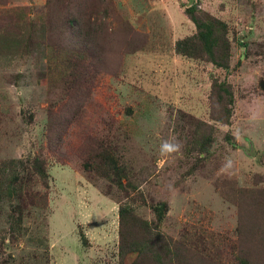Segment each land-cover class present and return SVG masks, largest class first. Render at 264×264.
Returning <instances> with one entry per match:
<instances>
[{
    "label": "rangeland",
    "instance_id": "rangeland-1",
    "mask_svg": "<svg viewBox=\"0 0 264 264\" xmlns=\"http://www.w3.org/2000/svg\"><path fill=\"white\" fill-rule=\"evenodd\" d=\"M61 1L69 8L88 6L89 22L104 23L103 30L94 25L85 37L92 55L73 100L64 95V65H46L23 45L19 54L0 47V182L7 185L12 172L23 168L17 161L25 163L41 150L49 175L48 209L26 212L16 242L7 234L15 200L0 201V262L120 264L117 203L128 192L136 195V213L148 221L154 219L152 206L166 205L160 227L165 237L234 263L238 213L221 193L231 184L264 189V0H191L190 6V0H76L71 6ZM193 5L197 13L227 24L228 71L175 53V43L195 33L185 14ZM54 9L48 0H0V26L20 13L44 33L41 27L47 16L55 18ZM69 34L56 32L54 39L70 48L75 42L67 40ZM105 40L113 45L101 50L97 44ZM130 42L144 46L125 55ZM215 81L232 86L229 122L211 120ZM48 114L72 121L55 148L45 141ZM196 122L211 129L202 156L189 146L195 135L208 134L197 133L202 125ZM86 136L118 139L125 192L105 179L88 182L78 172ZM171 138L182 143L181 152L162 154L161 144ZM251 149L253 157L245 153ZM262 248L253 263L264 262Z\"/></svg>",
    "mask_w": 264,
    "mask_h": 264
},
{
    "label": "trees",
    "instance_id": "trees-1",
    "mask_svg": "<svg viewBox=\"0 0 264 264\" xmlns=\"http://www.w3.org/2000/svg\"><path fill=\"white\" fill-rule=\"evenodd\" d=\"M64 1L70 6L76 3V0ZM48 6L55 7L56 16L55 18L47 16V23L45 22L41 27L44 33H37L36 26L29 22V19L26 20L22 14L16 13L10 16V25L0 26V30L9 28L0 31V47L7 53L14 52L13 54H15L17 52L19 54L18 49L22 51L23 45L25 52L35 49L38 58L46 65L51 62L64 65L68 78V80H64V95H66L67 100L70 99L71 101L73 95L78 93L77 90H82L80 82L90 64V60L87 59L92 55H88L86 48L88 42L85 37L93 33L90 30L94 28V25L103 30L104 23L89 22L93 13L86 11L88 6L69 8L63 5L61 0H48ZM185 14L194 24L196 30L191 36L175 43V53L188 59L206 61L217 68L228 71L231 59V42L228 37L227 24L208 13L202 11L197 13L194 5L187 8ZM128 28L131 29L129 25ZM63 30L70 31L67 40L71 38L70 41L75 42L74 46L69 48L64 45L62 38L54 39L55 33ZM104 42L100 41L97 44L101 50L103 47L108 48L113 45V42L106 40ZM128 45L126 50L123 49L125 55L140 51L144 42H130ZM213 86L212 97L215 100V106L212 113L215 112V114L211 120L229 122L234 101L232 86L226 82L216 83V81ZM75 113L70 108L69 114L72 115V118L75 117ZM188 122L192 125L189 120ZM70 124H72L70 118L65 121L61 117L48 114L45 128L46 145L55 148L57 143L62 141ZM197 124L198 126L202 125L201 127L196 126L197 133L207 131L208 134L206 136L195 135L192 137L189 146L197 149L199 156H202L210 144L212 135L208 132L211 129L203 128H208L206 123L200 124L198 122ZM87 138L88 136L83 140L85 159L80 164L78 172L88 182H92V178L105 179L125 192L128 181L118 149L120 147L117 143L118 139H110L109 136L101 138L97 136L95 139ZM17 162L15 163L23 166V168L18 169L16 173L12 172L13 175H16L7 180V185L3 186L0 182V201L15 200L14 204L10 202V205L13 206L11 207L10 215H12L7 232L8 236L13 238L15 242L22 235L21 229L25 225L26 212L34 209L47 210L49 201V175L47 158L43 154V150L32 155L25 163L23 160ZM124 180H126L125 183ZM228 183L229 181H226L224 184ZM37 187H40L41 190ZM227 189L228 191L224 190L221 194L236 207L238 213V241L230 256L232 258L230 262L233 261L234 263L230 264H255L252 262L256 259L253 255L260 253L264 247V240L261 241L262 232L264 234V189H241L232 184ZM133 190L136 191V187H133ZM135 196L132 197L126 192L124 199H120L117 203L120 264H124L125 259L130 257H133L131 264H191L192 261L193 264H198L201 260L207 261L206 264H229L222 260L218 252L211 256V253L208 254L202 246V248L194 249L187 246L182 240L174 241L165 237L160 227L165 217L166 205L157 203L152 206L150 210L153 212L154 219L148 221L136 213L133 206ZM142 202L145 203L143 200ZM15 214L17 215L15 216ZM4 240L2 239V245ZM2 245L1 251L5 250ZM0 264L14 263L3 260Z\"/></svg>",
    "mask_w": 264,
    "mask_h": 264
},
{
    "label": "clouds",
    "instance_id": "clouds-1",
    "mask_svg": "<svg viewBox=\"0 0 264 264\" xmlns=\"http://www.w3.org/2000/svg\"><path fill=\"white\" fill-rule=\"evenodd\" d=\"M182 147L183 145L178 139L171 138L161 144V153L168 155L179 154Z\"/></svg>",
    "mask_w": 264,
    "mask_h": 264
},
{
    "label": "water",
    "instance_id": "water-1",
    "mask_svg": "<svg viewBox=\"0 0 264 264\" xmlns=\"http://www.w3.org/2000/svg\"><path fill=\"white\" fill-rule=\"evenodd\" d=\"M191 2L192 1L190 0L187 6H190ZM245 153L248 154V155H250L251 157H253V155H254V152L252 151V149L249 150V151L245 150Z\"/></svg>",
    "mask_w": 264,
    "mask_h": 264
}]
</instances>
